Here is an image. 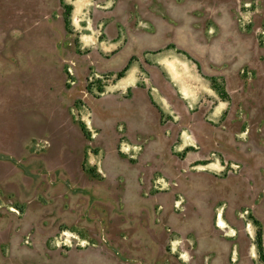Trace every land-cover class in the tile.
Returning a JSON list of instances; mask_svg holds the SVG:
<instances>
[{"label":"rangeland","instance_id":"1","mask_svg":"<svg viewBox=\"0 0 264 264\" xmlns=\"http://www.w3.org/2000/svg\"><path fill=\"white\" fill-rule=\"evenodd\" d=\"M65 2L0 0V264H264V0Z\"/></svg>","mask_w":264,"mask_h":264},{"label":"crops","instance_id":"2","mask_svg":"<svg viewBox=\"0 0 264 264\" xmlns=\"http://www.w3.org/2000/svg\"><path fill=\"white\" fill-rule=\"evenodd\" d=\"M162 57L163 56H159L156 59H149L148 61L147 60L146 61L148 62V64H150L152 67H154V72L155 73H157L158 75H160V76H162L164 78H167L168 81H170V83H173V84L176 85L175 91H176L177 100L182 102L186 107H188V105L193 104V100L191 98V95L189 94L188 87L185 84V82H186L185 76H187L186 75V70H185V67H184V63H186L185 60L175 58V59H177V62H176L174 60V58L172 59V57L171 58L169 57L168 62L164 64L161 61ZM194 63L198 66V74L201 77L206 78L209 82H211L209 78L213 77V76L203 75L202 74V70H201V65L202 64H201V62L197 60L198 64L195 61H194ZM135 68H136V64H133L132 65V69L135 70ZM131 70L129 71V73L125 77L120 79V83L119 84L134 85L133 71H131ZM135 76H136V74H135ZM212 89L215 90L213 87H212ZM217 94L219 95L218 92H217ZM153 95H155V94H153ZM228 95H229V93H228ZM220 98H221V102L219 101L218 105H220V103H225L226 101H230V99L229 100H224L221 96H220ZM229 98H230V95H229ZM154 99L156 101H158V98H156V96H155ZM160 104H161L162 112L171 113V111H172L171 108H168L167 106L162 104V102ZM216 109L217 110H215V111H217L216 112L217 115L222 113L223 108H221V106H217ZM221 218L222 217H221V214H220V217H219V220H218V226L225 227L226 226L225 221H224L223 218L222 219Z\"/></svg>","mask_w":264,"mask_h":264},{"label":"trees","instance_id":"3","mask_svg":"<svg viewBox=\"0 0 264 264\" xmlns=\"http://www.w3.org/2000/svg\"><path fill=\"white\" fill-rule=\"evenodd\" d=\"M60 1H61V3L64 6L65 22H66L67 25H70V23H71V15H72V11H73V6L71 4H67L65 2V0H60ZM178 52H181V51H178ZM188 57L190 59H192L190 56H188ZM194 61L197 63L196 60H194ZM131 64H132V60L130 59L129 62L127 63V65L123 68V70L118 73V77L119 78H121V77H123L125 75V72L130 68ZM209 79H210L211 83L213 84L212 87L219 93V95L224 100H229L230 98H229V95H228L226 90H223V92H221V91H219L216 88L215 83H216V79L217 78L216 77H210ZM82 129H83V131H85V126H82ZM256 244L258 246V249L260 251V254L262 256L263 263H264V250H263L264 248H263V232H262V229H259L258 232H257Z\"/></svg>","mask_w":264,"mask_h":264}]
</instances>
